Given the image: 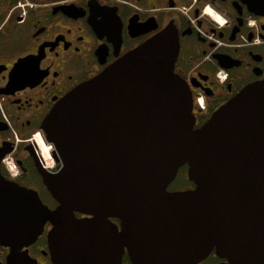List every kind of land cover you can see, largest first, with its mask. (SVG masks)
<instances>
[{
	"label": "water",
	"instance_id": "1",
	"mask_svg": "<svg viewBox=\"0 0 264 264\" xmlns=\"http://www.w3.org/2000/svg\"><path fill=\"white\" fill-rule=\"evenodd\" d=\"M241 1L264 16V0ZM178 49L165 29L57 103L42 128L60 167L42 177L58 206L0 169V243H28L50 221L58 264H120L125 250L134 264H195L213 249L264 264V80L195 127ZM184 166L193 186L170 190Z\"/></svg>",
	"mask_w": 264,
	"mask_h": 264
},
{
	"label": "flooded vegetation",
	"instance_id": "2",
	"mask_svg": "<svg viewBox=\"0 0 264 264\" xmlns=\"http://www.w3.org/2000/svg\"><path fill=\"white\" fill-rule=\"evenodd\" d=\"M165 29L178 37L174 73L190 86L195 127L245 85L264 80V16L241 0H0L2 175L35 190L54 210L58 202L42 172L56 173L60 162L45 139V117L68 93ZM40 141L50 146L52 166ZM52 228L46 221L28 243H0V264H58L48 240ZM120 264H134L126 250ZM195 264L229 262L213 249Z\"/></svg>",
	"mask_w": 264,
	"mask_h": 264
},
{
	"label": "rangeland",
	"instance_id": "3",
	"mask_svg": "<svg viewBox=\"0 0 264 264\" xmlns=\"http://www.w3.org/2000/svg\"><path fill=\"white\" fill-rule=\"evenodd\" d=\"M188 179L186 175V169H184L182 172H179L175 180L170 184L169 189L174 190L175 188L179 187H189ZM187 185V186H186Z\"/></svg>",
	"mask_w": 264,
	"mask_h": 264
},
{
	"label": "bare ground",
	"instance_id": "4",
	"mask_svg": "<svg viewBox=\"0 0 264 264\" xmlns=\"http://www.w3.org/2000/svg\"><path fill=\"white\" fill-rule=\"evenodd\" d=\"M39 140H41V139L39 138ZM41 142L42 141H40V143ZM41 146H42L43 155H44L45 159L47 160L48 165L52 166L54 164V162H53V159L50 155V146L46 145L43 142H42Z\"/></svg>",
	"mask_w": 264,
	"mask_h": 264
},
{
	"label": "trees",
	"instance_id": "5",
	"mask_svg": "<svg viewBox=\"0 0 264 264\" xmlns=\"http://www.w3.org/2000/svg\"><path fill=\"white\" fill-rule=\"evenodd\" d=\"M184 170V167H182L179 172H182ZM189 186H193V184L191 182H188ZM187 186V185H186Z\"/></svg>",
	"mask_w": 264,
	"mask_h": 264
},
{
	"label": "built area",
	"instance_id": "6",
	"mask_svg": "<svg viewBox=\"0 0 264 264\" xmlns=\"http://www.w3.org/2000/svg\"><path fill=\"white\" fill-rule=\"evenodd\" d=\"M222 73H223V71H220V74H222ZM223 77H224V76L222 75V76H221V79H223Z\"/></svg>",
	"mask_w": 264,
	"mask_h": 264
}]
</instances>
